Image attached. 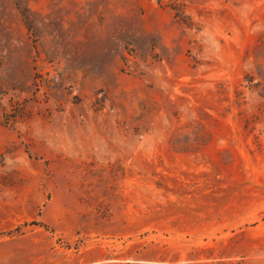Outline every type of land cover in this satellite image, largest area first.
Wrapping results in <instances>:
<instances>
[{
	"label": "rangeland",
	"instance_id": "obj_1",
	"mask_svg": "<svg viewBox=\"0 0 264 264\" xmlns=\"http://www.w3.org/2000/svg\"><path fill=\"white\" fill-rule=\"evenodd\" d=\"M0 264H264V0H0Z\"/></svg>",
	"mask_w": 264,
	"mask_h": 264
}]
</instances>
